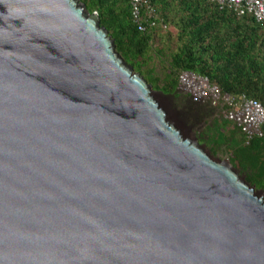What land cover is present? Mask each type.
<instances>
[{
  "label": "water",
  "instance_id": "water-1",
  "mask_svg": "<svg viewBox=\"0 0 264 264\" xmlns=\"http://www.w3.org/2000/svg\"><path fill=\"white\" fill-rule=\"evenodd\" d=\"M158 94L80 0H0V264H264V195Z\"/></svg>",
  "mask_w": 264,
  "mask_h": 264
},
{
  "label": "trees",
  "instance_id": "trees-1",
  "mask_svg": "<svg viewBox=\"0 0 264 264\" xmlns=\"http://www.w3.org/2000/svg\"><path fill=\"white\" fill-rule=\"evenodd\" d=\"M80 2L90 14L98 15L135 72L154 91L175 100V110L189 128L205 126L196 132L199 143L215 158L224 150L241 177L256 191L264 188V126L248 142L216 109L179 91L180 75L191 72L207 78L223 95L254 100L264 107V24L254 15L240 16L209 0H145L140 20L146 28L143 32L131 0ZM171 27L175 35L169 34ZM231 124L236 131H228Z\"/></svg>",
  "mask_w": 264,
  "mask_h": 264
},
{
  "label": "built area",
  "instance_id": "built-area-1",
  "mask_svg": "<svg viewBox=\"0 0 264 264\" xmlns=\"http://www.w3.org/2000/svg\"><path fill=\"white\" fill-rule=\"evenodd\" d=\"M221 9H230L240 16L254 15L257 21L264 24V0H209ZM134 17L140 25V31L146 28L141 24V10L145 0H131ZM164 27V30H167ZM179 91L190 97L194 102L208 104L217 110L224 118L237 126L250 142L261 134L264 126V107L257 101L243 98L237 100L229 95H223L220 88L211 85L207 78L200 77L191 72L180 75Z\"/></svg>",
  "mask_w": 264,
  "mask_h": 264
},
{
  "label": "rangeland",
  "instance_id": "rangeland-1",
  "mask_svg": "<svg viewBox=\"0 0 264 264\" xmlns=\"http://www.w3.org/2000/svg\"><path fill=\"white\" fill-rule=\"evenodd\" d=\"M169 31H170L169 34L175 35V30H174L173 27L169 28ZM169 34H164V35H166V36L168 35L169 36ZM156 42L157 43H161L160 40H157ZM157 97L160 100L161 105H163L167 109V111L169 113V117H171L178 124H180L186 130V132L188 134H191L194 137H196V132L197 131H200L201 132V130L205 127V126H202V128L200 127V129H191V128H189L187 126L186 122L182 119V117L179 114V112L175 110V107L174 106H175L176 102H175L174 99H172L170 97H165V96L161 95L160 93L158 94ZM199 104H202V103H199ZM216 158L218 160H220V161H223V162H229V157H228L227 153L224 150L221 151L219 153L218 157H216ZM258 191L260 193H262V195H264V188L258 187Z\"/></svg>",
  "mask_w": 264,
  "mask_h": 264
},
{
  "label": "crops",
  "instance_id": "crops-1",
  "mask_svg": "<svg viewBox=\"0 0 264 264\" xmlns=\"http://www.w3.org/2000/svg\"><path fill=\"white\" fill-rule=\"evenodd\" d=\"M205 128V127H204ZM204 128L201 130V131H203L204 130ZM236 131L237 129H236V127L235 126H233L232 124H231V126L228 128V131ZM239 138H242V139H244V137H243V135L240 133L239 134Z\"/></svg>",
  "mask_w": 264,
  "mask_h": 264
}]
</instances>
